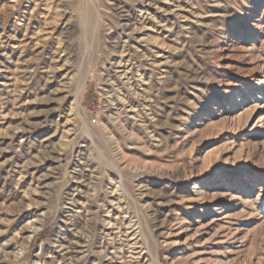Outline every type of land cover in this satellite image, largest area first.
Returning <instances> with one entry per match:
<instances>
[{
  "label": "rangeland",
  "instance_id": "obj_1",
  "mask_svg": "<svg viewBox=\"0 0 264 264\" xmlns=\"http://www.w3.org/2000/svg\"><path fill=\"white\" fill-rule=\"evenodd\" d=\"M0 264H264V0H0Z\"/></svg>",
  "mask_w": 264,
  "mask_h": 264
},
{
  "label": "bare ground",
  "instance_id": "obj_2",
  "mask_svg": "<svg viewBox=\"0 0 264 264\" xmlns=\"http://www.w3.org/2000/svg\"><path fill=\"white\" fill-rule=\"evenodd\" d=\"M123 232V231H122Z\"/></svg>",
  "mask_w": 264,
  "mask_h": 264
}]
</instances>
